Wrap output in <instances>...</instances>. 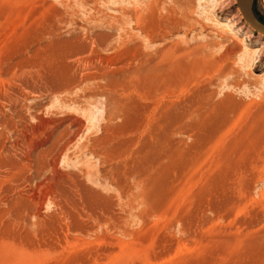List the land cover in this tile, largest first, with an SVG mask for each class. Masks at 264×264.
Instances as JSON below:
<instances>
[{"label": "rangeland", "instance_id": "obj_1", "mask_svg": "<svg viewBox=\"0 0 264 264\" xmlns=\"http://www.w3.org/2000/svg\"><path fill=\"white\" fill-rule=\"evenodd\" d=\"M0 264H264L237 0H0Z\"/></svg>", "mask_w": 264, "mask_h": 264}, {"label": "water", "instance_id": "obj_2", "mask_svg": "<svg viewBox=\"0 0 264 264\" xmlns=\"http://www.w3.org/2000/svg\"><path fill=\"white\" fill-rule=\"evenodd\" d=\"M237 4L244 18L253 27L264 32V25L261 24L254 15V11H253L254 0H238Z\"/></svg>", "mask_w": 264, "mask_h": 264}, {"label": "bare ground", "instance_id": "obj_3", "mask_svg": "<svg viewBox=\"0 0 264 264\" xmlns=\"http://www.w3.org/2000/svg\"><path fill=\"white\" fill-rule=\"evenodd\" d=\"M237 2H238V0H237ZM237 6H238V4H237ZM238 8H239V6H238ZM240 10V9H239ZM240 13H241V11H240ZM255 15V14H254ZM241 16L243 17V19H244V21L248 24V26H250L254 31H256L257 33H258V38L260 39V40H264V32L263 31H260V30H258V29H256L255 27H253L245 18H244V16H243V14L241 13ZM256 17V16H255ZM257 19V18H256ZM258 20V19H257ZM227 27H231V26H228L227 25ZM226 27V28H227ZM245 26L243 25V24H241L240 25V29H243ZM228 28V29H229ZM225 38V37H224ZM237 40V39H236ZM240 41H241V43H242V40L240 39ZM241 44H240V42H235V39H234V41H232L231 43H229V45H228V47H227V49H226V51H227V53H234V54H236L237 52H242V50H241V47H239ZM246 48V53H248L250 50L249 49H247V47H245ZM245 52H243V53H245ZM252 53H256L257 51L256 50H252L251 51ZM250 52V53H251Z\"/></svg>", "mask_w": 264, "mask_h": 264}]
</instances>
